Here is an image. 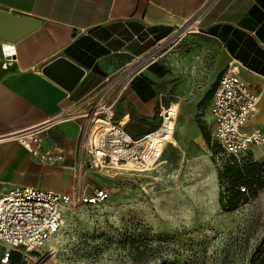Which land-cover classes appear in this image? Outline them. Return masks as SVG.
Wrapping results in <instances>:
<instances>
[{
    "label": "rangeland",
    "instance_id": "1",
    "mask_svg": "<svg viewBox=\"0 0 264 264\" xmlns=\"http://www.w3.org/2000/svg\"><path fill=\"white\" fill-rule=\"evenodd\" d=\"M153 51L154 66L137 80L154 98L143 102L134 81L121 117L130 113L127 129L138 137L158 130L172 108L174 137L158 163L103 172L98 181L112 191L105 203L67 211L39 261L17 253L8 264H264V189L230 210L235 192L219 178L226 161L205 138L225 59L220 41L191 21Z\"/></svg>",
    "mask_w": 264,
    "mask_h": 264
},
{
    "label": "crops",
    "instance_id": "2",
    "mask_svg": "<svg viewBox=\"0 0 264 264\" xmlns=\"http://www.w3.org/2000/svg\"><path fill=\"white\" fill-rule=\"evenodd\" d=\"M0 11L38 25L15 44L0 43V195L12 187L70 192L72 173L61 166L42 165L13 135L60 114L85 110L86 97L106 77L148 54L191 21L220 41L225 56L219 63L222 74L232 59L244 66L239 76L261 93L247 128L264 131V0H0ZM59 57L85 71L72 91L42 72ZM121 108L120 100L118 119L133 138L151 133L137 137L129 132L131 116L124 112L121 117ZM208 115L209 124L210 111ZM78 126L77 121L67 120L48 135V142L60 145L69 162L75 157ZM252 153L258 160L264 145L255 146ZM90 181L98 182L94 177ZM3 252L0 244V264Z\"/></svg>",
    "mask_w": 264,
    "mask_h": 264
},
{
    "label": "built area",
    "instance_id": "3",
    "mask_svg": "<svg viewBox=\"0 0 264 264\" xmlns=\"http://www.w3.org/2000/svg\"><path fill=\"white\" fill-rule=\"evenodd\" d=\"M153 53L152 50L106 77L86 97L85 110L74 115L60 114L40 127L13 135L42 165L70 171L74 184L67 193L12 187L0 195V244L4 248L1 264H8L17 253L28 261H39L44 248L60 232L67 211L105 203L111 197V189L99 181L93 183L91 177L98 180L109 169L147 171L158 163L165 144L174 137L175 117L168 113L172 108L162 113L158 130L138 139L126 131L117 116L122 95L154 63ZM243 67L236 59L229 62L209 109V134L212 145L219 150L217 161L230 157L240 161L255 146L264 145V131L247 128L261 93L241 79L239 69ZM67 120L79 125L71 162L60 145L48 142L49 132Z\"/></svg>",
    "mask_w": 264,
    "mask_h": 264
},
{
    "label": "trees",
    "instance_id": "4",
    "mask_svg": "<svg viewBox=\"0 0 264 264\" xmlns=\"http://www.w3.org/2000/svg\"><path fill=\"white\" fill-rule=\"evenodd\" d=\"M153 65L150 66L152 68ZM157 70V69H156ZM134 80L136 86L137 95L144 101H149L154 98V93L150 92L145 83L142 80ZM133 81V82H134ZM214 91L211 97L213 98ZM211 98V99H212ZM207 142L212 145L210 134L205 136ZM214 153L217 154L219 150L212 145ZM248 153L246 157L240 161L233 157L226 160L225 164L222 166L223 170L219 173L220 179H226L229 181L230 188L229 191L235 192V199L231 200L230 210H235L238 208V203L240 198L245 194L252 193L253 196L257 195L258 192L264 189V162H258L253 159L251 154ZM159 264H172L168 261H161Z\"/></svg>",
    "mask_w": 264,
    "mask_h": 264
},
{
    "label": "water",
    "instance_id": "5",
    "mask_svg": "<svg viewBox=\"0 0 264 264\" xmlns=\"http://www.w3.org/2000/svg\"><path fill=\"white\" fill-rule=\"evenodd\" d=\"M37 22L0 11V43L15 44L37 28ZM43 74L67 91H72L83 78L85 71L65 57L47 65Z\"/></svg>",
    "mask_w": 264,
    "mask_h": 264
},
{
    "label": "bare ground",
    "instance_id": "6",
    "mask_svg": "<svg viewBox=\"0 0 264 264\" xmlns=\"http://www.w3.org/2000/svg\"><path fill=\"white\" fill-rule=\"evenodd\" d=\"M7 49H10L9 45L6 46ZM169 113V112H168ZM174 126V125H173ZM134 171V170H133ZM135 172H145V171H135Z\"/></svg>",
    "mask_w": 264,
    "mask_h": 264
}]
</instances>
